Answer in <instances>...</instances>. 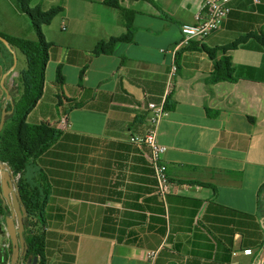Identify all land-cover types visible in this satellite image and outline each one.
<instances>
[{"label": "crops", "instance_id": "0c3cea01", "mask_svg": "<svg viewBox=\"0 0 264 264\" xmlns=\"http://www.w3.org/2000/svg\"><path fill=\"white\" fill-rule=\"evenodd\" d=\"M47 1L63 12L41 29L49 45L44 90L27 120L61 135L25 176L42 174L50 194L48 264L264 262V0H232L218 31L177 53L157 134L172 182L165 201L148 149L130 140L147 130V104L164 96L171 56L162 51L180 41L205 0H119L121 10L104 0ZM128 24L132 38L100 52L125 37ZM0 34L36 39L33 28L25 35L11 23H0ZM247 36L227 53L233 80L210 83L220 54L213 60L205 50ZM12 50L0 45V117L14 56L4 84L13 99L26 68Z\"/></svg>", "mask_w": 264, "mask_h": 264}, {"label": "trees", "instance_id": "16d2710c", "mask_svg": "<svg viewBox=\"0 0 264 264\" xmlns=\"http://www.w3.org/2000/svg\"><path fill=\"white\" fill-rule=\"evenodd\" d=\"M17 2L20 11L29 17L31 27L36 33V39L9 37L0 34V37L4 38L11 48L17 49L26 60V68L19 74V97L17 100L13 99V113L6 117L4 128L0 134V161L8 164L14 174L21 175L17 188L28 216L24 223L26 228L25 241L28 248L27 257H38V264H48L45 209L50 194L42 174L36 178H31L30 181L25 175L29 168L36 165L37 159L58 140L61 131L45 122L30 124L27 118L41 100L44 90L49 45L45 41L41 29L59 16L63 12V7L52 5L46 8L37 5L31 8V0H17ZM103 3L107 7L121 10L119 0H104ZM127 29L128 33L125 37L113 39L108 45L100 44V52H106V48L116 42L130 40L132 29L129 24ZM247 39L248 36L225 47L205 50L213 60L217 54H220L210 76V83L233 80V65L227 53L238 48ZM259 41L263 44L264 37H261ZM0 45L6 50V46L1 41ZM55 84L57 86L64 84V79L59 71L56 75ZM7 109L11 110V105H8ZM165 109H168L167 101ZM3 215L4 211L0 207V219ZM0 222L2 221L0 220Z\"/></svg>", "mask_w": 264, "mask_h": 264}, {"label": "built area", "instance_id": "2783aa9c", "mask_svg": "<svg viewBox=\"0 0 264 264\" xmlns=\"http://www.w3.org/2000/svg\"><path fill=\"white\" fill-rule=\"evenodd\" d=\"M231 2L232 0H205L201 12L195 16V22L191 24H183L181 26L180 41L171 49L162 51L171 56V64L168 70L164 96L159 104L154 102L147 104V130L144 135L134 136L130 140L132 144L148 149L150 164L157 183V192L163 201H165L167 196L171 193L172 182L167 174V166L164 162L167 148L158 142L157 134L161 121L168 114L165 109V103L174 89L178 71L176 63L177 53L181 48L188 46L192 41L203 40L212 33L218 31L231 12ZM62 30H65L64 26ZM20 178V174H14L13 182L15 189H18L17 185ZM1 246L7 248L8 244L5 243ZM244 253L250 255L252 252L247 250L244 251ZM155 256L156 252L148 253V257L151 259H154ZM260 264H264V262H260Z\"/></svg>", "mask_w": 264, "mask_h": 264}, {"label": "water", "instance_id": "95a60500", "mask_svg": "<svg viewBox=\"0 0 264 264\" xmlns=\"http://www.w3.org/2000/svg\"><path fill=\"white\" fill-rule=\"evenodd\" d=\"M0 41L12 52V48L9 46L8 42L0 37ZM16 64V57L14 56V65L4 76L2 80V88L5 93V104L0 117V134L4 128L6 117L11 115L14 110L13 98L9 91L5 87V78L9 73H11ZM7 104L11 105V110H7ZM14 173L12 172L10 166L6 163L0 161V203L7 205L8 209L5 208V230L2 228V223L0 222V237L9 238L11 243V254L8 256L3 253L0 248V264H5L10 260L9 264H20L19 259L21 256H25V240H24V218L27 217V212L25 207L22 205V200L20 192L18 189L14 188ZM6 261V262H5Z\"/></svg>", "mask_w": 264, "mask_h": 264}, {"label": "rangeland", "instance_id": "374dc122", "mask_svg": "<svg viewBox=\"0 0 264 264\" xmlns=\"http://www.w3.org/2000/svg\"><path fill=\"white\" fill-rule=\"evenodd\" d=\"M54 4H56V3H54V2L49 3V1H47V0H31V3H30L31 6L30 7L33 8L36 5H41L43 7L48 8ZM8 11H10V13H8ZM0 16H1L0 23H2V26L4 28L8 24L10 25V23H11V25L13 24L17 28H19L21 30L22 34H23V32L25 33V35L30 34V28L32 29L30 19L26 14H24L20 11L17 0H13V5L11 6L10 9L3 6V3L0 0ZM6 16L9 19L8 21L6 20ZM58 17L59 16H57L53 21L58 20ZM1 19H2V21H1ZM25 38H27V37H25ZM50 77H51V75H50V73H48L46 76L47 81L50 80ZM15 94H16V92H15Z\"/></svg>", "mask_w": 264, "mask_h": 264}, {"label": "flooded vegetation", "instance_id": "af4514ba", "mask_svg": "<svg viewBox=\"0 0 264 264\" xmlns=\"http://www.w3.org/2000/svg\"><path fill=\"white\" fill-rule=\"evenodd\" d=\"M0 207L4 211V215L1 217L0 220L2 221L1 222L2 223V228L5 230V228H6L5 223H4L5 212H6L5 208L8 209V206L5 205V204L3 205L2 203H0ZM27 217L24 218V223H25V220L27 219ZM24 228H25V225H24ZM25 234H26V228L24 229V233H23L24 240H25ZM5 243L8 244V247L7 248H3L1 246L2 244H5ZM24 246H25V252H26V254H25V256L23 255V256L20 257L19 263L20 264H38V261H39V258L38 257H32V256H30V258L27 257V250H28V248L26 246V241H25V245ZM0 248L2 249L3 253H6L8 256H10V254H11V243H10V240H9L8 237L7 238H1L0 237ZM9 263H10V260H8L5 264H9Z\"/></svg>", "mask_w": 264, "mask_h": 264}]
</instances>
